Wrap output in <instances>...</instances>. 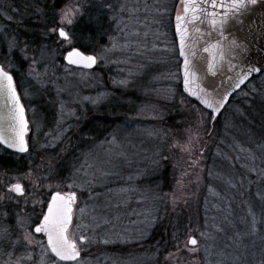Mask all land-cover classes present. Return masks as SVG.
Here are the masks:
<instances>
[{
    "label": "rangeland",
    "instance_id": "1",
    "mask_svg": "<svg viewBox=\"0 0 264 264\" xmlns=\"http://www.w3.org/2000/svg\"><path fill=\"white\" fill-rule=\"evenodd\" d=\"M21 1L0 0V63L27 100L32 150L13 157L21 168L7 183L78 193L70 238L87 252L79 264H264V73L213 120L182 91L173 24L181 0ZM77 41L96 54L97 70L64 62ZM113 91L117 125L92 136L82 127L109 114ZM166 220L171 249L143 248Z\"/></svg>",
    "mask_w": 264,
    "mask_h": 264
},
{
    "label": "water",
    "instance_id": "2",
    "mask_svg": "<svg viewBox=\"0 0 264 264\" xmlns=\"http://www.w3.org/2000/svg\"><path fill=\"white\" fill-rule=\"evenodd\" d=\"M177 16L181 17L179 21L176 20ZM174 33L181 59L180 74L183 93L210 113H212L211 110H208L203 103L204 99H208L210 102L218 99L216 88L220 87L221 84L230 93L226 98L224 107L220 110V114L212 113L213 120L221 115L234 94L239 92L253 78L264 73V0H255V3L252 0H181L175 14ZM205 48L209 50L206 52L204 51ZM73 50H79L84 56L96 57L95 54H87L76 47L65 53L66 64L86 70H92L97 66V57L96 63L91 67H85L86 62L84 61L78 64H70L67 57L68 53ZM186 59L188 61L187 68L185 67ZM0 65L2 64L0 63ZM253 67L262 70L252 73L239 88L230 87L239 73L244 69ZM5 70L12 75L13 84L20 96L13 73L6 68ZM185 72H187V76H185ZM20 103L24 105L21 97ZM25 117L29 125V131L25 137L28 141L31 126L26 107ZM13 125L11 101L6 94L0 95V133L9 142L13 137L11 131ZM0 144L10 151L21 153L16 149L9 148L7 144ZM74 193L76 194V203L77 193ZM55 194L56 192L52 196ZM41 223H43V218ZM69 239L77 244L75 240ZM191 239L197 241L194 236H190L188 245L196 246L197 243L191 244ZM84 241V238L81 239V242ZM48 247L50 249L49 245ZM52 254L57 257L55 253ZM80 257L81 250L78 260ZM57 258L59 259V257ZM65 262L73 263L75 261Z\"/></svg>",
    "mask_w": 264,
    "mask_h": 264
},
{
    "label": "flooded vegetation",
    "instance_id": "3",
    "mask_svg": "<svg viewBox=\"0 0 264 264\" xmlns=\"http://www.w3.org/2000/svg\"><path fill=\"white\" fill-rule=\"evenodd\" d=\"M173 24H174V20H173ZM87 54H93V53L87 52ZM97 64H98V58H97ZM97 68L98 65L94 69L97 70ZM14 78L16 81V85L20 97L26 107L27 116L31 126L27 100L24 98V95L21 89L19 88L15 76ZM117 96H118L117 93H114L113 91V98H111L109 114H106L104 111H100L101 113H103L101 114V116H94L93 118L89 119L87 121V125L85 124V126H83L82 128L83 129L91 128V130L93 131L92 136L93 134L94 135L98 133L100 134L101 133L100 129L105 128L107 124L109 125V128L113 130L116 127L118 120ZM47 100L48 99H46L45 101ZM34 102H39V100H36ZM50 109L46 111L47 113H49V115L51 114ZM100 109L102 110L103 108L101 107ZM50 119H51V115H50ZM94 129H98V131H94ZM102 140L103 139H100L99 137L97 145L98 144L101 145ZM28 141H29V151H30L31 143H32V130L29 135ZM29 151L26 153H17L6 149L0 144V162L2 161L1 159L4 158L6 155L12 157L14 156L19 157L21 155L28 154ZM98 154L99 156H104L101 150L99 151ZM14 169L15 168L6 169L0 163V264H69V262L61 261L52 254L47 244L46 234L35 232V227L41 224V220L43 218V215H37V214L41 212H43V214L46 213L47 205L49 204V201L54 192L59 191L62 194H67L74 191H69L65 189L63 185L62 186L53 185V184L31 185V184H24L21 181L15 182L14 184H8L7 182L9 180V177L11 176V173L14 172ZM15 184H20L23 186L24 189L23 194L12 191V186ZM40 201H42L43 204H40L39 203ZM79 201L80 199L77 193V201L74 204L73 224H74V218H75V212L77 206L80 204ZM72 227L73 225L69 229V233H68L69 238ZM84 239L85 241L81 242V238H80L79 240L80 244H84L86 242V238ZM38 247H40L42 251L40 255L36 254ZM77 247L79 250H81L78 243H77ZM47 251L50 252V260L44 261L43 255ZM81 254H82V250H81Z\"/></svg>",
    "mask_w": 264,
    "mask_h": 264
},
{
    "label": "snow or ice",
    "instance_id": "4",
    "mask_svg": "<svg viewBox=\"0 0 264 264\" xmlns=\"http://www.w3.org/2000/svg\"><path fill=\"white\" fill-rule=\"evenodd\" d=\"M255 3V0H252ZM71 10L62 12V18L66 21V25H72L73 21L71 19L74 16ZM180 16L176 17V20L179 21ZM55 32L56 29H53ZM74 34V33H73ZM58 36L62 37L68 43H71L69 33L64 30V26H59ZM209 49L205 48L204 51ZM76 57V59H73ZM67 59L70 64H78L82 61L86 62L85 67H91L96 63L95 56H84L79 50H73L68 53ZM188 61L185 60V67L187 68ZM262 69L251 68L244 69L241 73L237 75L235 81L230 85V87L239 88L245 80L248 79L252 73L261 71ZM187 76V72H185ZM232 79L231 77L229 78ZM123 83V82H122ZM7 95V98L11 101L12 105V120L14 125L11 128L13 137L11 142L6 140L2 133H0V143L7 144L9 148L18 150L21 153L29 151V143L25 139L28 131L29 125L28 120L25 117V107L20 103V96L17 94L16 87L13 84V77L9 74L5 68L0 65V95ZM216 95L219 97L214 101L210 102L208 99H204L203 103L206 105L208 110H211L214 114H220L221 108L224 107L226 98L230 93L223 87L221 84L220 87L216 88ZM211 121V116L208 117ZM12 191L23 194L24 189L20 184H15L12 186ZM76 194L74 192L67 193L62 195L59 191L56 192L55 196H52L51 202L47 205V213L43 212L38 213L37 215H43V223L35 227V232L37 233H46L47 234V243L50 246L52 253H55L61 261H76L79 264L78 257L80 256V250L77 247V244L69 239V226L72 224L73 217V205L75 203ZM43 204L42 201L39 202ZM81 212L83 210L81 209ZM83 239V237H81ZM197 241L191 239V244L195 245ZM187 246V245H186Z\"/></svg>",
    "mask_w": 264,
    "mask_h": 264
},
{
    "label": "trees",
    "instance_id": "5",
    "mask_svg": "<svg viewBox=\"0 0 264 264\" xmlns=\"http://www.w3.org/2000/svg\"><path fill=\"white\" fill-rule=\"evenodd\" d=\"M13 2H15V3H18V1L19 0H12ZM26 0H23V1H21L22 3L23 2H25ZM64 0H55V6L57 7V6H59V4L60 3H62ZM27 2H28V0H27ZM41 3V2H40ZM43 4V3H42ZM42 4L40 5V6H42ZM45 4H46V1H45ZM44 4V5H45ZM23 5H24V3H23ZM23 5H21V6H23ZM26 5V4H25ZM33 11V10H32ZM27 12V11H26ZM32 23H35L34 21H33V18H32V20H30ZM41 28H43V25H36V29L37 30H40ZM39 34H35V36L34 37H36L37 38V36H38ZM55 38H57V35L55 34ZM33 39V38H32ZM52 39H54L53 38V36H52ZM58 39V38H57ZM38 39H36L35 40V42L36 43H38ZM75 47H77V48H79V49H81L82 51H84V52H88L89 53V49L87 48V47H84L83 45H82V43H80V41H77V42H75V43H73V45L67 50V51H69V50H71L72 48H75ZM65 62V61H64ZM2 64V63H1ZM4 67H5V65L4 64H2ZM6 68V67H5ZM7 69V68H6ZM10 71V70H9ZM13 74H14V76L16 77V79H17V75H16V73L15 72H13V71H11ZM262 75V74H261ZM261 75H259L258 77H260ZM258 77H255V78H253L252 80H251V82L252 81H254L255 79H257ZM255 107H257V105H255V106H253V109L255 108ZM220 117V116H219ZM219 117L216 119L217 121L219 120ZM217 121H214V123L215 122H217ZM214 123H213V125H214ZM31 150H32V148H31ZM30 150V151H31ZM8 153V152H7ZM20 158H22V157H24V155H21V156H19ZM2 161L0 162L1 163V165L3 166V167H5L6 169H12V168H21L20 166H18V161L17 160H15L12 156H9V155H6L4 158H2L1 159ZM173 222H171L170 220H166L165 222H162V225H160L159 226V230H158V232H155V234H154V236L151 238V239H149V240H147V244H145L144 246H143V248H145V249H148L149 247H155L156 246V244H157V246L159 247V248H161L162 247V244H163V242H166V245H164V249H165V251H167L168 249H171V236H172V233H173V231H172V228H171V224H172ZM181 224H182V221H181ZM191 236H193V235H191ZM164 238H165V241H164ZM88 240L86 239V242H87ZM86 242L84 243V244H82V245H85L86 244ZM129 249H131V253L132 252H142L140 249H138L137 248V245H131L130 247H129ZM162 249V248H161ZM87 255V252L86 251H82V254H81V258H84L85 256Z\"/></svg>",
    "mask_w": 264,
    "mask_h": 264
}]
</instances>
